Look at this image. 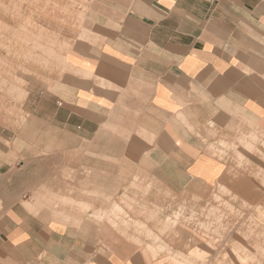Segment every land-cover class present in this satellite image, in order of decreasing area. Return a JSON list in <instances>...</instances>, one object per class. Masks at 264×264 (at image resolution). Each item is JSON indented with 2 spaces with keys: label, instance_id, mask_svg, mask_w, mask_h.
<instances>
[{
  "label": "crops",
  "instance_id": "crops-1",
  "mask_svg": "<svg viewBox=\"0 0 264 264\" xmlns=\"http://www.w3.org/2000/svg\"><path fill=\"white\" fill-rule=\"evenodd\" d=\"M89 17L90 36L65 53L73 71L62 93L58 83L63 102L51 119L35 117L36 137L54 139L63 156L85 140L90 154H149V175L173 191L216 183L225 164L190 126L241 112L264 126V0H89ZM64 162L0 191V264H148L123 240L108 245L112 227L92 218L122 188L119 167ZM71 169L78 191L61 194L68 186L51 172ZM53 194L89 214L57 207Z\"/></svg>",
  "mask_w": 264,
  "mask_h": 264
},
{
  "label": "rangeland",
  "instance_id": "rangeland-1",
  "mask_svg": "<svg viewBox=\"0 0 264 264\" xmlns=\"http://www.w3.org/2000/svg\"><path fill=\"white\" fill-rule=\"evenodd\" d=\"M0 11V191L2 195L5 194L4 191L19 187L25 179L39 173L44 166H63V161H65L64 166L71 168L118 166L119 174H123L122 188L107 197L109 202L107 210L92 215V218L102 222L107 221L112 227L106 235L108 245L123 240L134 252L141 253L148 264H205L217 257L215 253L219 251L218 248L226 249L224 253L227 258L240 253L237 248L243 244L242 246L247 250L256 252L257 257L254 258L255 260L251 257L250 261L248 259L245 263L252 264L253 261V264L263 263L262 250L257 248V245L260 247L259 241L264 245V233H262L264 213L258 207L259 204L264 206L263 125L245 112H241L226 125H219L210 120L207 124L200 126L198 124L195 128L190 126V130L195 133L201 145L224 162V174L216 183L208 187L184 188L181 191H173L159 184L149 175L148 171L151 167L149 154H90L87 140L81 144V153L66 156L57 154L55 140L37 138L38 131L31 127L36 124L40 126V121L37 123L35 117L46 118L49 115L51 119L55 114L56 105L63 102L62 99H58V83L61 82L62 93L63 79L71 76L69 73L73 71L72 66L66 61L65 53L74 38L85 39L92 32L89 0H0ZM30 102H33V105L27 106ZM41 102H44L43 107ZM118 125L112 126V129L117 131L116 136L124 135L121 133L120 124ZM51 173L53 174L51 179L65 181L68 186L67 193L60 191L61 194H73L78 191L70 185L78 178V171L71 169L68 172L52 171ZM248 183L251 184L247 186L248 188L259 192L257 197L252 196L254 200L256 199L254 202L256 205L254 204V209L248 212L259 221L261 226H256L255 220L251 222L252 218L249 216H240L238 222L247 221L245 230L247 232H250L252 225L254 229L257 227V231L252 228L255 231L254 235L253 232H248L250 236H254L255 242L257 240L254 245L249 242L247 244L243 236L244 239L241 237L236 241L230 240L227 234L231 231L232 225L226 220L227 214L224 217L225 224L221 223L219 214L222 210L227 212L230 209L227 207L232 205L230 209L232 211H229L232 213L236 212V208L245 206L235 195L242 185ZM211 196H214L213 201L217 197L219 201L210 203ZM53 199L57 207L70 205L80 208L78 210L83 214L87 213L85 215L90 212L88 204L78 203L56 194H53ZM223 203L225 208L222 207ZM216 205L221 206L216 207ZM150 208H154L156 216L161 212L163 220L149 216L146 210ZM2 211L3 205L0 201L1 214ZM218 216L220 220L217 219ZM231 216L234 218L233 215H228L230 218ZM167 217H170V220ZM176 218L179 220L175 222ZM213 219L220 222L217 224ZM164 221L166 222L163 223ZM204 224L209 225V230L208 228L206 230ZM212 224L222 225L226 227L225 230L231 228L225 231L224 228L219 227L218 231V226ZM248 224L251 227H248ZM214 229L220 235H217ZM205 234H208L207 238ZM100 239L99 242H102ZM226 239L229 241L226 242ZM221 240L223 243L219 244ZM235 242L239 246H236ZM150 245H153V248L149 249ZM202 245L209 247L202 248ZM251 250H248L249 253Z\"/></svg>",
  "mask_w": 264,
  "mask_h": 264
},
{
  "label": "bare ground",
  "instance_id": "bare-ground-1",
  "mask_svg": "<svg viewBox=\"0 0 264 264\" xmlns=\"http://www.w3.org/2000/svg\"><path fill=\"white\" fill-rule=\"evenodd\" d=\"M47 18V17H46ZM50 18V17H49ZM48 18V19H49ZM22 31V30H21ZM11 32V31H10ZM230 174V173H229ZM239 177V176H238ZM249 185H251V184H247V185H242L241 186V189L238 191V193H236V195H235V197L237 198V200L238 201H240V202H242L245 206H241V208L240 207H238V208H236L237 210H236V212H234V213H232V212H229V211H232V210H230L231 208H232V206L231 207H227V208H230L229 210L228 209H226V210H228L227 212L225 211V210H222V212L221 213H219L220 215H221V217H220V219H219V216H218V218L217 219H219L220 221H221V223H224V221H225V219H224V217H225V215L227 214V218H226V220L227 221H229V223H231V225H232V228H231V231H229L228 232V234H227V236L229 235V239L230 240H239V239H241V237L245 240V242L247 243V244H252V245H254L256 242H257V240H256V242L254 241V236L252 237V236H250V234H248V232L247 231H245L246 230V228H247V221H240V222H238V220L240 219V216H249L250 218H252L251 219V222H252V220H255L256 221V226H261L260 224H259V221H257L256 219H254L252 216H250V213L248 212L249 210H252V209H254V202L256 201V199L254 200L253 198H252V196H255V197H257L258 195H257V193L259 194V192H257V190L255 189H253V188H248L247 186H249ZM228 189V188H227ZM234 194V193H233ZM221 196V195H220ZM223 196V195H222ZM212 197V196H211ZM225 197V196H224ZM213 199H214V196L212 197V200H210V203H213V202H218L219 201V198L217 197L216 199H215V201H213ZM172 200V199H171ZM170 201V200H169ZM172 202V201H171ZM224 202H225V199H224ZM177 203V202H176ZM168 204H171V203H168ZM229 204V203H228ZM182 205V204H181ZM214 205V204H213ZM212 205V206H213ZM227 205V204H226ZM231 205V204H230ZM256 205V204H255ZM166 206H167V204H166ZM178 206H179V204H178ZM221 205H219V206H217L216 205V207H220ZM224 206V203H223V205H222V207ZM246 206H248V207H246ZM118 207V206H117ZM163 207H164V205H163ZM170 207V206H169ZM221 207V209H223ZM259 209H260V211L262 210L263 211V213H264V209H261V207H263L264 208V206H262V205H260L259 204ZM119 208H121V207H119ZM168 208V207H167ZM224 208H225V206H224ZM234 208H235V206H234ZM161 209H162V207H161ZM202 211V210H201ZM205 211V210H204ZM207 211V210H206ZM261 211V212H262ZM145 212V211H144ZM146 212H147V214L149 215V216H153L154 217V219H160V220H163V218H162V213L160 212V214L159 215H157L156 216V211L154 210V208H150V210H146ZM204 213V212H203ZM203 213H200L201 215H203ZM255 213V212H254ZM195 215V214H194ZM228 215H233L234 216V218L231 216V218L230 217H228ZM261 215V214H260ZM259 215V216H260ZM264 215V214H263ZM177 217H178V215H177ZM249 217H247V218H249ZM168 218V217H167ZM170 218V217H169ZM168 218V219H169ZM172 218V217H171ZM178 218H176V220H175V222L176 221H178L177 220ZM216 219V220H217ZM170 220V219H169ZM174 220V219H173ZM172 220V221H173ZM213 220H215V219H213ZM212 220V221H213ZM216 220L214 221V222H216ZM220 221H217L218 223L220 222ZM255 221L253 222V223H255ZM166 221H164L163 223H165ZM201 222H203V221H201ZM205 222V221H204ZM213 222V224H215ZM216 222V223H217ZM174 223V222H173ZM217 223V224H218ZM227 223V222H226ZM228 223V224H229ZM241 223V224H240ZM257 223L259 224V225H257ZM206 224V223H205ZM204 224V225H205ZM208 224V223H207ZM212 224V225H213ZM216 224V226L215 225H213V226H215V227H217L218 225ZM225 224V223H224ZM252 224V223H251ZM219 225H221V224H219ZM230 225V224H229ZM202 226H203V224H202ZM206 226V230H207V228H208V226L209 225H205ZM224 228L222 225L221 226H218L217 227V229L218 228ZM248 227H251V225L249 226V224H248ZM226 228V227H225ZM225 228L223 229V230H225ZM228 228V227H227ZM229 228V229H230ZM254 229V227H253V225H252V227H251V229ZM229 229H226L225 231H227V230H229ZM251 229H250V232H253V234L252 235H254L255 233V231L254 230H256L257 229V227H256V229H252L253 231H251ZM180 230V229H179ZM208 230H209V228H208ZM212 230H213V228H212ZM214 231L216 232L217 230H215L214 229ZM218 231H219V229H218ZM224 231V232H225ZM245 231V232H244ZM257 231V230H256ZM220 232H222V231H220ZM249 232V233H250ZM259 232V231H258ZM204 233V232H203ZM209 233V232H208ZM229 233H231V234H229ZM261 233V232H260ZM262 233H264V232H262ZM216 234L218 235L219 234V232H216ZM259 234V233H258ZM206 235V238L208 237V234H205ZM220 235V234H219ZM221 235H223V232L221 233ZM225 235V234H224ZM256 236H257V233H256ZM259 236H260V234H259ZM222 238H223V236H221ZM261 237H262V235H261ZM264 237V236H263ZM227 238V237H226ZM260 238V237H259ZM223 239H225V237L223 238ZM264 239V238H263ZM215 240V239H214ZM217 240H218V238H217ZM261 240V239H260ZM211 241V240H210ZM209 241V242H210ZM229 240L228 239H226V242H228ZM264 241V240H263ZM216 242V241H215ZM218 242V241H217ZM224 242H225V240H224ZM225 242V243H226ZM249 242V243H248ZM212 243V242H211ZM210 243V244H211ZM222 244L223 243V240H221L220 242H219V244ZM238 243V242H237ZM264 243V242H263ZM202 244H203V242H202ZM206 244V243H205ZM235 245H236V242H235ZM243 244H241L240 245V248H237V250L239 249V251H241L240 253H238L236 256H235V254H233V256H230V257H227V258H229V259H227L226 258V256H225V250L226 249H221V248H218V252L216 251V253L215 254H217V257L211 262H205V264H247V263H245V261L246 260H248L249 258L251 259V257H253L252 259H254L255 257H256V252L254 253L251 249H248L249 251L251 250V252H253L252 253V255H250L251 254V252L249 253V251L246 249V248H244V246H242ZM259 245H260V247H258V245H257V248H259V249H261L262 250V253H263V257H264V245L262 244V243H260V241H259ZM205 246H208V245H205ZM204 246V247H205ZM233 246H234V243H233ZM236 246H239V245H236ZM202 248H204L203 247V245L201 246ZM209 247V246H208ZM220 247H221V245H220ZM150 248H153V245H150L149 246V249ZM216 248V247H215ZM232 248V247H231ZM263 248V249H262ZM217 249V248H216ZM206 250V249H205ZM234 250V249H233ZM245 250V251H244ZM258 250V249H257ZM260 250V251H261ZM229 251V250H228ZM232 251V250H231ZM235 252H236V248H235ZM232 253V252H231ZM234 253V252H233ZM153 254V253H152ZM215 254H213V255H215ZM258 256V255H257ZM259 256H261L260 254H259ZM215 257V256H214ZM239 257H240V259H239ZM257 258V257H256ZM255 258V259H256ZM260 258V257H259ZM196 259V258H195ZM203 259V258H202ZM212 259V258H211ZM227 259V260H226ZM250 259H249V261H250ZM254 259V260H255ZM264 259V258H263ZM198 260V259H197ZM205 260V259H204ZM258 260V259H257ZM261 261H262V258H261ZM248 262V261H247ZM259 262H260V260H259ZM258 262V263H259ZM263 263H264V261H262ZM181 263V262H180ZM253 263H254V261H253ZM252 263V264H253ZM262 263V264H263ZM184 264V263H183ZM186 264V263H185ZM204 264V263H203ZM256 264H257V262H256Z\"/></svg>",
  "mask_w": 264,
  "mask_h": 264
}]
</instances>
